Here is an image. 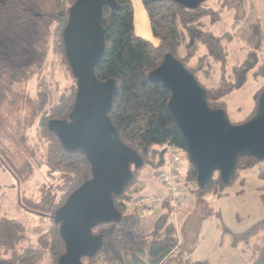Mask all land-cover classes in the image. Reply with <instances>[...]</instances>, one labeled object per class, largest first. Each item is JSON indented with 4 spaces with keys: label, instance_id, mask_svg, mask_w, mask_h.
I'll return each instance as SVG.
<instances>
[{
    "label": "trees",
    "instance_id": "trees-1",
    "mask_svg": "<svg viewBox=\"0 0 264 264\" xmlns=\"http://www.w3.org/2000/svg\"><path fill=\"white\" fill-rule=\"evenodd\" d=\"M75 1L50 0L48 10L40 12V4H43L40 0H0V72L4 71V67H8L11 72L6 77V87L13 88V84L18 81L16 74L28 62L27 57H34L38 47L47 48L49 40L53 49L62 55L73 79L71 89L60 94L53 103L49 104L47 93L41 90L36 92V99L33 101L39 134L46 144L41 163L47 172H59L66 176V180L60 185L59 192L54 196L51 208L46 213L30 209L27 204L22 203L19 194L14 197L13 207H20L29 214L39 216L38 224L30 225L34 233L31 236L23 218L10 212L5 213L7 216L0 215V264H57L65 247L58 233V224L52 215L74 189L91 177L90 165L84 154L79 151H65L56 135L47 128L51 119H66L74 102L76 80L65 57L62 31L67 22V10ZM115 1L119 6L116 10L109 6L102 8L101 24L105 31V49L95 67V75L100 81L111 78L116 83L108 116L121 141L139 153L143 158V165L152 164L157 176L161 177L166 148L175 146L187 161L184 180L196 182V171L188 161L184 141L167 109L170 93L161 83L149 80L148 74L160 64L163 54L171 53L205 89L207 104L211 108L225 110L227 99L237 83L226 80L223 72L218 82L209 87L197 78L198 71L205 76L207 73L211 76L217 69L223 71L226 66L227 51L223 42L225 39L230 40V36H216L209 31V26L221 17L224 2L217 0L219 7L213 8L207 0L194 9H187L172 0H141L148 16L151 34L158 40L154 45L136 35L131 1ZM245 43L251 49L261 48L264 38L259 23L252 22L248 25ZM22 52L26 55H21ZM5 54H9L8 59L2 56ZM241 70L243 74L251 72L261 76L264 81V59L253 71L244 64L232 68L235 75ZM263 88L264 83L256 90L253 111L245 120L255 113ZM4 100L6 99L0 84V104ZM3 151L0 144V157ZM257 162L252 157L239 158L236 170L227 185ZM3 164L7 168L6 163ZM143 165L138 169L132 167L133 179L123 193L113 197L115 207L122 213L121 221L99 224L93 229L94 232L99 229L103 234V244L93 257H82L83 264H165L175 252L179 259L184 254L175 224L170 219L174 207L165 202L161 203L160 213L149 232L144 235L136 234L131 239L118 236L120 232H129L132 227L129 223L130 217L123 213L125 203L130 199L127 189L135 182L136 174ZM15 173L18 175L17 180L21 181L20 174L17 171ZM227 185L223 184L218 172H214L204 188L196 185L190 192L201 201L217 195ZM5 199L7 200L0 196V214ZM260 201L264 206V191L260 194ZM44 222L48 223L46 229H43ZM103 226L107 228L100 229ZM261 237L264 238V219L253 223L243 232L234 234L233 244H248L255 253L252 264H264V245L257 242V238L262 240ZM185 264L208 262L187 260Z\"/></svg>",
    "mask_w": 264,
    "mask_h": 264
},
{
    "label": "rangeland",
    "instance_id": "rangeland-1",
    "mask_svg": "<svg viewBox=\"0 0 264 264\" xmlns=\"http://www.w3.org/2000/svg\"><path fill=\"white\" fill-rule=\"evenodd\" d=\"M40 1L43 4H40L39 11H47L50 0ZM220 2H224L221 17L209 26V31L216 36L223 34L230 36V40L225 39L223 42L227 51L226 66L223 71L217 69L211 76L208 73L205 76L198 71L197 78L203 85L209 87L218 82L223 72L226 80L237 83L227 99L225 111L229 121L238 124L244 122L252 113L254 95L264 81L261 76L251 72L243 74L242 70L235 75L232 68L244 64L253 71L264 59V43L259 50L251 49L245 43L248 25L252 22L261 25L264 38V0ZM208 3L213 8L219 7L217 0H209ZM21 55L26 54L22 52ZM19 58L17 60H20ZM27 60L28 62L22 65L16 74L18 81L13 84V88L11 86L7 88L5 83L7 75L11 73L8 67H4V71L0 72V84L3 87V97L6 99L0 104V144L4 150L0 157V196L7 198L1 206L0 215L7 216L5 213L10 212L20 216L27 225L29 235L32 236L34 233L30 225H37L39 216L29 214L20 207H13L14 197L19 194L22 203L27 204L30 209L46 213L50 210L60 185L66 180V176L59 172H47L41 163L46 144L39 134L33 101L36 99V92L41 90L47 93L49 104L53 103L60 94L71 89L73 79L62 55L53 49L51 40L47 48L38 47L34 57L29 56ZM210 72L211 70L209 74ZM167 158L168 154L165 153L166 161ZM181 160L184 174L187 161L182 156ZM166 169L164 161L161 171ZM12 170L20 174L21 181L17 180L18 175ZM184 181L185 194L173 208L172 218L170 217L175 224L184 254L179 259L175 252L165 264H185L187 260L190 262L204 260L208 264H252L254 249H250L245 243L233 244V235L264 219V206L260 201V194L264 191V160L244 170L217 195H211L205 200H197L195 194L188 190L191 181ZM127 190L130 199L126 201L123 213L130 217L129 223L133 228L131 227L130 232L118 233V236L131 239L136 233L137 235L147 233L157 219V214L153 212L147 216L146 212L149 209L136 207V199L163 195L165 188L152 164H145L136 174L135 182ZM167 204L170 205L169 202ZM155 207L152 206L150 210H156ZM136 223L138 227L134 228ZM46 228L48 223L44 222L43 229ZM106 228L107 226H103L100 229ZM95 231L100 232L99 229ZM261 238L262 240L257 238V242L264 245V238Z\"/></svg>",
    "mask_w": 264,
    "mask_h": 264
},
{
    "label": "water",
    "instance_id": "water-1",
    "mask_svg": "<svg viewBox=\"0 0 264 264\" xmlns=\"http://www.w3.org/2000/svg\"><path fill=\"white\" fill-rule=\"evenodd\" d=\"M172 1L194 9L207 0ZM104 6L112 10L119 7L115 0H76L67 10L62 31L76 91L68 117L49 120L47 128L65 151L84 154L91 177L74 189L52 215L65 247L57 264H83L82 257H93L101 249L103 234L93 229L121 221L122 213L113 197L123 193L133 179L132 167L143 165V158L121 141L108 116L116 92L114 79L100 81L95 75L105 49L101 24ZM148 78L170 93L167 109L184 141L199 188L206 186L214 172L227 185L241 157L264 160V88L253 116L233 124L225 110L207 104L205 89L171 53L163 54Z\"/></svg>",
    "mask_w": 264,
    "mask_h": 264
},
{
    "label": "built area",
    "instance_id": "built-area-1",
    "mask_svg": "<svg viewBox=\"0 0 264 264\" xmlns=\"http://www.w3.org/2000/svg\"><path fill=\"white\" fill-rule=\"evenodd\" d=\"M165 153L168 154L166 162L167 169L161 172V182L165 188L164 194L155 198L136 199L135 205L138 208H151L153 205H159L164 201L169 202L174 208L179 200L184 196L183 189L184 174L182 173L181 153L175 146H168ZM184 181V182H183ZM196 182H191L188 190L196 187Z\"/></svg>",
    "mask_w": 264,
    "mask_h": 264
},
{
    "label": "crops",
    "instance_id": "crops-1",
    "mask_svg": "<svg viewBox=\"0 0 264 264\" xmlns=\"http://www.w3.org/2000/svg\"><path fill=\"white\" fill-rule=\"evenodd\" d=\"M130 1H131V4H132V7H133V23H134V31H135L136 35H138V36H140V37H142L144 39L149 40L154 45L157 44L158 40L156 38H154L153 35L151 34L148 16H147V13H146V11H145L142 3H141V0H130ZM217 4H218V1H217ZM153 206L154 207L156 206L155 207L156 210L151 211L150 208H149V211L146 212L147 216H149L150 214H153V213L157 214V215L160 213L159 207L161 206V204L160 205L159 204L158 205L155 204ZM152 226H153V224H152ZM152 226H151V228H152ZM137 227H138V224L136 223L134 225V228H137ZM132 228L129 230V232L132 230ZM138 235H140V234H138Z\"/></svg>",
    "mask_w": 264,
    "mask_h": 264
},
{
    "label": "flooded vegetation",
    "instance_id": "flooded-vegetation-1",
    "mask_svg": "<svg viewBox=\"0 0 264 264\" xmlns=\"http://www.w3.org/2000/svg\"><path fill=\"white\" fill-rule=\"evenodd\" d=\"M2 56L4 57V59H8L9 54L8 55L5 54V55H2ZM4 61H6V60H4Z\"/></svg>",
    "mask_w": 264,
    "mask_h": 264
},
{
    "label": "bare ground",
    "instance_id": "bare-ground-1",
    "mask_svg": "<svg viewBox=\"0 0 264 264\" xmlns=\"http://www.w3.org/2000/svg\"><path fill=\"white\" fill-rule=\"evenodd\" d=\"M181 201V200H180ZM167 203V202H166Z\"/></svg>",
    "mask_w": 264,
    "mask_h": 264
}]
</instances>
